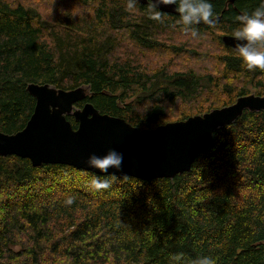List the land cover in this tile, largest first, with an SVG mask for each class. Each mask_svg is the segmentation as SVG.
<instances>
[{"label": "trees", "instance_id": "obj_1", "mask_svg": "<svg viewBox=\"0 0 264 264\" xmlns=\"http://www.w3.org/2000/svg\"><path fill=\"white\" fill-rule=\"evenodd\" d=\"M229 1L211 0L218 22L196 26L193 38L178 15L155 21L127 0H0V132L25 126L30 83L88 88L75 107L89 102L139 131L229 106L251 89L263 96L264 72L221 42L260 0ZM94 175L0 157V264H192L202 255L264 264V111L215 132L173 179L109 176L111 187L96 191Z\"/></svg>", "mask_w": 264, "mask_h": 264}, {"label": "water", "instance_id": "obj_2", "mask_svg": "<svg viewBox=\"0 0 264 264\" xmlns=\"http://www.w3.org/2000/svg\"><path fill=\"white\" fill-rule=\"evenodd\" d=\"M138 3L146 5L148 0ZM175 9V5H160L165 14L179 15ZM221 41L234 51L232 36L224 35ZM87 91L85 87L62 90L48 84H28L26 92L35 100L32 113L22 130L11 135L0 132V157L27 159L32 167L65 165L107 175L86 161L91 153L103 155L115 148L124 155L121 169L114 172L116 178L173 179L190 171L197 156L209 149L215 132L232 125L244 112L264 111V96L250 94L203 115L139 131L124 119L101 114L89 102L75 107L86 100ZM67 116L77 123L76 129ZM113 171L109 169V173Z\"/></svg>", "mask_w": 264, "mask_h": 264}, {"label": "clouds", "instance_id": "obj_3", "mask_svg": "<svg viewBox=\"0 0 264 264\" xmlns=\"http://www.w3.org/2000/svg\"><path fill=\"white\" fill-rule=\"evenodd\" d=\"M137 4L138 0H127L126 7L134 9ZM168 4L176 6L175 10L179 14L176 24L193 38L199 37L196 26L206 24L215 27L218 22L211 0H148L150 19L161 21L163 16L160 5ZM237 21V26L231 32L232 38L236 41L233 48L235 55L247 70L264 72V0H260L259 5L252 11L240 14ZM123 159V153L115 148H109L103 155L89 154L87 165L102 174L107 173L94 175L89 182L90 186L96 191L110 188L111 181L108 177H116L114 172L121 169ZM109 169L114 170L113 173H109ZM64 203L71 205L73 198L68 196ZM192 264H217V261L212 256L202 255L195 258Z\"/></svg>", "mask_w": 264, "mask_h": 264}, {"label": "rangeland", "instance_id": "obj_4", "mask_svg": "<svg viewBox=\"0 0 264 264\" xmlns=\"http://www.w3.org/2000/svg\"><path fill=\"white\" fill-rule=\"evenodd\" d=\"M50 13V12H49ZM210 51V50H209ZM261 86L263 85V89H264V82H261V84H260ZM250 92H251V94H254L255 95V90L254 89H251L250 90ZM263 95H264V92H263ZM256 96H258V95H256ZM260 96V95H259Z\"/></svg>", "mask_w": 264, "mask_h": 264}, {"label": "flooded vegetation", "instance_id": "obj_5", "mask_svg": "<svg viewBox=\"0 0 264 264\" xmlns=\"http://www.w3.org/2000/svg\"><path fill=\"white\" fill-rule=\"evenodd\" d=\"M229 3H230V1H229ZM230 4H232V3H230ZM147 5V4H146ZM264 96V95H263Z\"/></svg>", "mask_w": 264, "mask_h": 264}, {"label": "bare ground", "instance_id": "obj_6", "mask_svg": "<svg viewBox=\"0 0 264 264\" xmlns=\"http://www.w3.org/2000/svg\"><path fill=\"white\" fill-rule=\"evenodd\" d=\"M223 37V36H222ZM222 42V41H221ZM223 44V43H222Z\"/></svg>", "mask_w": 264, "mask_h": 264}]
</instances>
